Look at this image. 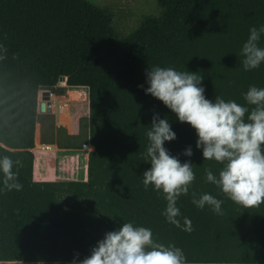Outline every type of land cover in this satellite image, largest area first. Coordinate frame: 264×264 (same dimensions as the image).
I'll return each instance as SVG.
<instances>
[{"label":"trees","instance_id":"obj_1","mask_svg":"<svg viewBox=\"0 0 264 264\" xmlns=\"http://www.w3.org/2000/svg\"><path fill=\"white\" fill-rule=\"evenodd\" d=\"M155 1L159 14L120 37L112 14L89 0H0V158L14 161L22 185L7 190L0 171V262L78 263L106 233L132 223L151 229L154 242L180 248L185 264H264V204L244 208L208 182L205 170L219 178L224 165L204 160L195 129L145 93L149 68L172 67L203 76L210 101L219 96L250 112L244 95L250 86L264 88V62L245 71L241 49L249 30L264 26V0ZM61 79L87 89L82 138L38 113L40 90ZM154 114L176 133L164 147L190 162L196 177L177 199L180 228L162 214V191L143 184ZM37 125L42 144L66 151L92 145L85 181L33 180ZM188 147L191 157L183 154ZM205 193L223 202L221 214L193 203ZM185 217L191 232L183 230Z\"/></svg>","mask_w":264,"mask_h":264},{"label":"clouds","instance_id":"obj_2","mask_svg":"<svg viewBox=\"0 0 264 264\" xmlns=\"http://www.w3.org/2000/svg\"><path fill=\"white\" fill-rule=\"evenodd\" d=\"M241 55L245 71L258 68L264 62V47L259 46L264 26L252 27ZM147 72L146 94L160 100L181 123L189 124L198 136L196 147L202 149L204 160H215L224 165L217 178L211 170H205L206 180L217 185L230 200L244 208L264 204V88L250 86L244 99L254 106L251 111L235 101L226 102L219 96L215 101L205 97L200 86L203 76L197 73L179 72L172 67L154 66ZM143 87V85H140ZM247 121L245 122V114ZM151 128L146 135L147 162L151 167L142 173L145 188L149 185L162 191L167 201L162 213L167 221L180 228V209L176 206L181 195H187L195 180L190 162L183 164L169 154L164 147L166 141L176 139L167 117L153 115ZM193 155L191 147L183 153ZM17 165L20 161H15ZM14 161L9 156L0 158V171L4 175L7 190H20L17 173L12 171ZM193 203L200 209L205 205L221 214L222 201L211 194H203ZM183 230L191 232L192 222L184 218ZM78 256V254H77ZM73 264H77L74 259ZM78 264H185L182 250L174 245L165 246L152 239L149 228L123 225L105 234L91 250V254Z\"/></svg>","mask_w":264,"mask_h":264},{"label":"rangeland","instance_id":"obj_3","mask_svg":"<svg viewBox=\"0 0 264 264\" xmlns=\"http://www.w3.org/2000/svg\"><path fill=\"white\" fill-rule=\"evenodd\" d=\"M89 1L112 14L113 26L120 37L127 36L134 31L145 16H157L160 11L155 0ZM38 113L53 116L55 125L64 127L67 135L82 138L88 131L87 89L84 87L69 89L65 84V79H61L54 88L40 90ZM36 132V145L39 148V125L36 126ZM17 264L29 263L17 262Z\"/></svg>","mask_w":264,"mask_h":264},{"label":"crops","instance_id":"obj_4","mask_svg":"<svg viewBox=\"0 0 264 264\" xmlns=\"http://www.w3.org/2000/svg\"><path fill=\"white\" fill-rule=\"evenodd\" d=\"M66 109L68 113V108L66 107ZM48 147L49 149H47ZM32 150L34 152V181L86 180L87 154L82 153L80 150L70 152L59 149L54 144H42L41 142L39 148H37L36 135ZM0 264H17V262H0Z\"/></svg>","mask_w":264,"mask_h":264},{"label":"built area","instance_id":"obj_5","mask_svg":"<svg viewBox=\"0 0 264 264\" xmlns=\"http://www.w3.org/2000/svg\"><path fill=\"white\" fill-rule=\"evenodd\" d=\"M93 149L92 145L89 142H86L82 145L80 151L84 154L88 155V152H90Z\"/></svg>","mask_w":264,"mask_h":264},{"label":"bare ground","instance_id":"obj_6","mask_svg":"<svg viewBox=\"0 0 264 264\" xmlns=\"http://www.w3.org/2000/svg\"><path fill=\"white\" fill-rule=\"evenodd\" d=\"M60 120H61V118H60ZM69 120V118L67 117V121ZM49 148V147H48Z\"/></svg>","mask_w":264,"mask_h":264}]
</instances>
